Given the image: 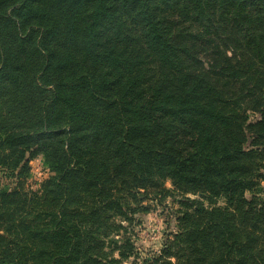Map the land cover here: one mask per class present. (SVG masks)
Segmentation results:
<instances>
[{
	"label": "trees",
	"instance_id": "1",
	"mask_svg": "<svg viewBox=\"0 0 264 264\" xmlns=\"http://www.w3.org/2000/svg\"><path fill=\"white\" fill-rule=\"evenodd\" d=\"M263 181L264 0H0V264H264Z\"/></svg>",
	"mask_w": 264,
	"mask_h": 264
},
{
	"label": "rangeland",
	"instance_id": "2",
	"mask_svg": "<svg viewBox=\"0 0 264 264\" xmlns=\"http://www.w3.org/2000/svg\"><path fill=\"white\" fill-rule=\"evenodd\" d=\"M31 166L32 179L29 181L28 185L36 190L40 182L47 177V174L43 168L40 157L34 160ZM166 186L171 188L170 182H167ZM261 189V196L264 197V181L262 182ZM250 197L251 195H248V198ZM146 205H148L151 210L148 214L141 216V224L135 226L133 232L134 241L143 258L154 257L161 253L166 239L169 238L168 236L177 231V212L179 209L177 203L171 199H168L162 205L158 202H148ZM221 205H224V200L218 202V206Z\"/></svg>",
	"mask_w": 264,
	"mask_h": 264
}]
</instances>
